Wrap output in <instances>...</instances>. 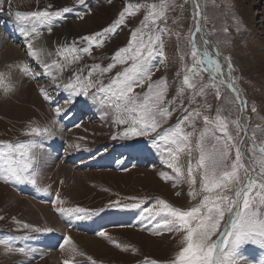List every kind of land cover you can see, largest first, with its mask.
Masks as SVG:
<instances>
[{
	"label": "snow or ice",
	"instance_id": "snow-or-ice-1",
	"mask_svg": "<svg viewBox=\"0 0 264 264\" xmlns=\"http://www.w3.org/2000/svg\"><path fill=\"white\" fill-rule=\"evenodd\" d=\"M121 3L123 7L106 26L58 42L53 50L38 46L36 41L44 32L51 34L70 15L79 20L92 15L87 0L10 12L13 25L25 41L27 61L31 63L5 65V70H0V89L5 95L13 92L11 77L14 71H19L36 81L52 115L44 124L28 122L21 132L26 139L0 142L3 144L0 181L31 185L49 193V188L39 183L45 143L63 131V121L75 115L77 105L95 108L115 129L111 135L113 141L145 138L162 160V167L167 169L159 173L160 178L173 181L174 187L177 182L187 183L188 195L197 201L188 208L159 198L149 202L147 198L128 197L135 202L122 204L117 199L109 203L108 208L112 209L138 210V223L152 235L171 233L174 238L179 237L174 256L146 258L143 264H264V258L254 262L243 252L248 244L264 249V139L257 136V130L264 129L259 123L252 124V115L264 120L260 116L264 102L259 106L249 103L239 87L241 78L233 57L224 55L205 38L203 24L207 18L200 0H192L193 26L186 37L190 49L187 59L180 57L171 81L163 74L153 77L167 61L166 41L173 37L167 22L169 13L178 7L175 0H121ZM140 14L142 19L129 29L127 43L105 57L107 64L85 62L86 57L95 61L93 50L104 49ZM175 37L179 43L180 33ZM37 68L40 70L36 71ZM41 79L46 85L40 84ZM210 96L217 101L215 106ZM173 117L175 123H170ZM80 126V122L73 124ZM67 148L78 150L80 145L69 144ZM193 153L197 154L195 166ZM182 156L188 161L186 170L180 163ZM50 194L55 197L51 203L59 205L55 212L69 222L85 221L105 211L64 207L66 202L59 192ZM3 219L0 215V220ZM13 221L17 231L24 234L0 239V245L8 253L32 256L35 249L17 247L16 241L31 239L29 232L53 231L15 217ZM96 234L110 239L105 230ZM60 249L68 252L63 264H79L76 257L85 256L70 236L64 237ZM86 260L88 264H97L91 256H86Z\"/></svg>",
	"mask_w": 264,
	"mask_h": 264
},
{
	"label": "rangeland",
	"instance_id": "rangeland-1",
	"mask_svg": "<svg viewBox=\"0 0 264 264\" xmlns=\"http://www.w3.org/2000/svg\"><path fill=\"white\" fill-rule=\"evenodd\" d=\"M87 2L92 7V15L84 20L70 15L69 19L54 28L51 34L44 32L36 44L53 50L58 42L70 41L106 26L123 7L121 0ZM175 2L178 7L169 13L167 22L173 33V37L166 41L167 61L159 66V71L155 73L153 79L163 74L171 81L179 67L180 57L185 56L187 59L186 53L190 50L186 37L193 26L192 0H188L187 3L184 0ZM6 3L9 10L14 12L44 8L49 3L56 7L71 5L72 0H0V13L6 7ZM200 4L207 18L203 24L205 38L211 40L212 45H217L224 55L230 54L233 57L239 69L238 76L241 78L239 87L246 93L250 104L255 102L258 106L261 105L264 102V0H200ZM4 13L0 15V20L4 19L7 25H0V31L7 37L8 43L18 47L20 55L17 59H9L5 53L6 47H2L0 70H5L7 64L20 61L31 63L27 61L24 39L18 37L15 41L16 38L7 36L8 32L2 29L13 25L10 12ZM140 19L142 14L131 19L129 27L124 28L104 49L93 50L95 61L86 57L85 62L103 61L107 64L109 61L105 57H109L118 46L127 43L129 29L137 25ZM237 22L240 25L239 31ZM225 28L228 32L224 31ZM176 33L181 35L179 43L175 37ZM17 34L20 35L18 31ZM11 79L15 89L13 92L5 95L3 89H0V142L26 139L21 132L28 122L37 121L44 124L52 115L50 106L43 101L38 92L36 81L25 77L19 71H14ZM40 84L46 85V81L41 79ZM225 94L231 95L228 92ZM209 100L213 106L216 105L217 101L213 97L210 96ZM80 110L86 113L78 120L81 126H69L71 119L64 120L63 131L54 139L47 141L41 153L43 165L39 183L41 187H48L49 193L41 192L31 185L4 184L0 181V215L4 216V219L0 220V239L24 234L17 231V225L13 221L15 217L42 229L52 228L53 231L50 233L70 236L77 250L85 254L84 257H76L79 264H88L86 256H91L97 264H143L146 258L167 259L174 256L179 247V237L174 238L171 233L152 235L151 232L143 230L138 223V210L112 209L108 208V205L117 199L122 204H131L135 201L127 199L128 197H139L147 198L149 202L156 198L164 199L174 206L188 208L197 202L188 195V184L177 182L174 187L173 181L160 178L159 173L167 169L162 167V160L145 138L113 141L111 135L115 129L109 120L103 119L95 108L77 105L74 109L75 114ZM260 116H264V108H261ZM170 123H175V117ZM256 123L261 124V128L264 129V120L252 115L253 126ZM257 136L258 139H264V131L257 130ZM69 144H79L80 148L69 149L67 148ZM58 149L63 153L57 152ZM0 150H3V144H0ZM196 156L197 154L193 153V166ZM113 158H116L115 165L105 166L113 165ZM109 159H112V162L105 163ZM180 163L186 170L187 158L182 156ZM125 167L127 171L124 170ZM146 177L150 179L146 180ZM55 192H59L61 199L65 200L64 207L80 206L105 211L85 221L69 222L54 210L59 205L51 203L55 197L50 193ZM31 201L43 205L41 206L43 209L41 210L40 206L35 207ZM97 221L108 223L99 231L105 230L110 239L98 236L96 233L99 231L92 232L91 225ZM45 233L49 232H29L32 238L18 240L16 246L35 249L33 255L38 254L41 251H38L33 241L35 238H39V241L44 237L49 239ZM113 241L120 247H116ZM62 243L63 241L55 250H51L52 254L48 251L38 254L40 258L8 253L0 245V264H42L43 261H51L49 260L51 257L55 264H63L68 252L61 251ZM36 244L38 245V242ZM67 247L66 245L65 248ZM124 248H128V251H124ZM243 252L254 262L264 258V249L257 245L248 244L244 246Z\"/></svg>",
	"mask_w": 264,
	"mask_h": 264
},
{
	"label": "bare ground",
	"instance_id": "bare-ground-1",
	"mask_svg": "<svg viewBox=\"0 0 264 264\" xmlns=\"http://www.w3.org/2000/svg\"><path fill=\"white\" fill-rule=\"evenodd\" d=\"M5 11H8V12H12L11 10H9V8H8V6H7V3H6V7H4L3 9H2V11H1V13H0V15L1 14H5L4 12ZM6 39H7V37H5L4 35H3V33L0 31V49L2 48V47H6V51H5V53H6V56L9 58V59H17L18 58V56L20 55V52H19V49H18V47H16L15 45H13V44H11V43H8L7 41H6ZM6 42L8 43L7 45H6ZM10 44V45H9ZM38 45V44H37ZM112 162V160L110 159V160H108L107 161V163H111ZM148 176V175H147ZM147 178V177H146ZM148 179H150V177H148L146 180H148ZM146 180H145V182H146ZM148 182V181H147ZM32 202V201H31ZM33 203V205L35 206V207H38V206H40V209L42 210L43 209V207H41V206H43V205H41V204H37V203H35L34 201L32 202ZM52 216V215H51ZM50 216V217H51ZM53 218H51V220H52ZM137 234V233H136ZM39 237H41V236H39ZM39 238H35L34 239V243H35V245H36V247L37 248H40L38 251L40 252H43L42 250H47V249H43V248H41V245H42V241H39L38 240ZM42 240H44V242H45V240H46V242H50V240L49 239H47L46 237H44V239L42 238ZM30 242V241H29ZM36 242H38V245L36 244ZM48 251V250H47ZM50 254H52L53 252L51 251V250H49L48 251ZM57 258V257H56ZM52 259H53V257H51L49 260H51V261H43V262H41L42 264H55V260H53L52 261ZM48 260V259H47ZM57 264V263H56ZM59 264V263H58Z\"/></svg>",
	"mask_w": 264,
	"mask_h": 264
}]
</instances>
